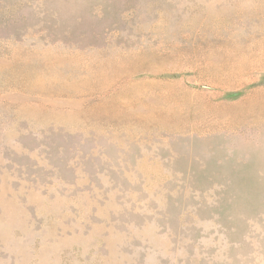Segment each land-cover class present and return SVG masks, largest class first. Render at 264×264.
<instances>
[{
  "label": "rangeland",
  "instance_id": "374dc122",
  "mask_svg": "<svg viewBox=\"0 0 264 264\" xmlns=\"http://www.w3.org/2000/svg\"><path fill=\"white\" fill-rule=\"evenodd\" d=\"M0 264H264V0H0Z\"/></svg>",
  "mask_w": 264,
  "mask_h": 264
}]
</instances>
